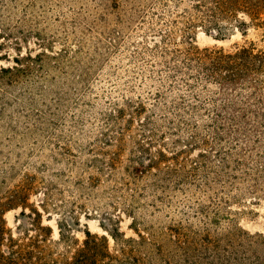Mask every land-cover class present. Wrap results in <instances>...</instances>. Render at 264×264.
Returning <instances> with one entry per match:
<instances>
[{"label":"rangeland","instance_id":"374dc122","mask_svg":"<svg viewBox=\"0 0 264 264\" xmlns=\"http://www.w3.org/2000/svg\"><path fill=\"white\" fill-rule=\"evenodd\" d=\"M127 10L125 0H0V204L8 207L7 229L29 243L36 209L56 251L70 257L85 240L116 256L96 264H174L165 257L172 249L165 227L177 221L211 235L240 227L264 237V137L153 130L146 116L154 88L137 77L152 63L147 47L170 51L181 39L175 33L161 41L168 25L154 21L125 30ZM249 41L264 48L258 29L245 36L233 30L223 40L195 29L199 48ZM138 101L147 109L141 116L131 107ZM199 206L215 220L196 213ZM134 228L156 240L162 256L148 258Z\"/></svg>","mask_w":264,"mask_h":264},{"label":"trees","instance_id":"16d2710c","mask_svg":"<svg viewBox=\"0 0 264 264\" xmlns=\"http://www.w3.org/2000/svg\"><path fill=\"white\" fill-rule=\"evenodd\" d=\"M125 1L127 17L125 24L121 21L125 30L132 31L137 23L154 21L168 25V32L159 35L161 41L175 33L181 39V46L176 45L170 51L167 48L159 50L160 46L156 44L147 47L152 63L149 68L141 69L137 77L140 83L148 82L154 88L151 112L146 116L153 130L173 134H213L219 138L243 135L251 136L253 141L264 137V48L257 47L252 41L229 49L216 45L199 48L194 44L197 28L217 40L227 38L233 30L245 36L248 28L261 30L264 35V0ZM26 67L29 71L30 65ZM131 107L138 116L147 112L141 101ZM224 165L226 167V163ZM133 169L138 170L136 166ZM153 185L157 186L156 183ZM7 208L0 204V264H96L116 257L106 250L98 253L88 247L85 240L84 246L70 257L67 251H56L49 244L51 228L41 224L36 209H31L39 218L35 233L30 234L29 243L19 242L6 227L3 213ZM208 209L199 206L196 213L213 222L215 219L207 215ZM218 214L213 212L212 216ZM137 223L141 225L142 221ZM134 230L142 244L147 245L148 258L162 256L156 240ZM165 230V237L172 247L165 257L174 264H264V237L240 227L211 235L206 228L195 230L177 221ZM150 234L156 236L155 231ZM98 245L106 247L102 243ZM121 254L123 258L130 256L125 250Z\"/></svg>","mask_w":264,"mask_h":264}]
</instances>
